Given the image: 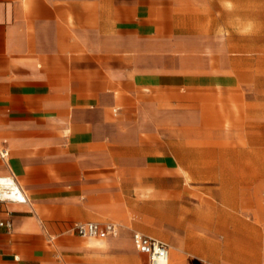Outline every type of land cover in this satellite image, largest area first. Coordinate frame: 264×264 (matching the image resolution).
<instances>
[{"label": "crops", "instance_id": "obj_1", "mask_svg": "<svg viewBox=\"0 0 264 264\" xmlns=\"http://www.w3.org/2000/svg\"><path fill=\"white\" fill-rule=\"evenodd\" d=\"M215 7L0 0V149L10 151L0 154V174L14 175L27 198L0 201V219L12 223L0 225V264H148L136 231L167 242L169 264H264L240 255L248 251L238 239L253 235L241 232H251L254 219L239 214L248 156L235 139L196 146L189 142L207 139L159 130L177 121L170 108L167 121L161 116L166 100L203 101L207 88L238 81V71L218 70L205 55ZM181 190L190 202L183 234L165 237L131 219L162 222L143 210L155 203L146 197L166 191L175 205ZM78 222L113 223L118 232L83 236Z\"/></svg>", "mask_w": 264, "mask_h": 264}, {"label": "rangeland", "instance_id": "obj_2", "mask_svg": "<svg viewBox=\"0 0 264 264\" xmlns=\"http://www.w3.org/2000/svg\"><path fill=\"white\" fill-rule=\"evenodd\" d=\"M215 1L217 28L207 32V39H214V42H209L205 55L213 60L214 68L218 70L238 71V81L231 88H207L209 97L203 101L198 97H176L175 103L169 101L167 104L166 100L161 104V116L166 117L167 121L170 118L166 114L167 108H170L177 121L173 125L160 126L159 130L161 133L207 139L189 142L196 146L231 144L219 141V135H229L235 139L232 144L239 146L242 155L248 156V159L241 158L247 164L241 168L244 172L239 173V214L254 219V231L241 232L243 235H253L238 239L239 248L248 251L240 255H254L264 261V0ZM221 59L223 62H220ZM200 103L203 111L199 109ZM190 113L193 118L184 122ZM249 169L250 173L246 172ZM176 195L172 200L175 205L169 204L166 191H161L159 195L151 193L150 197H146V200L155 203L144 205L143 210L151 217H160L162 222H154L150 217L142 219L130 216L131 219L136 218L151 231L155 228V232L163 233L165 237L169 233L183 234L190 202L185 200L182 190L177 191ZM168 219L175 223L172 222L176 229L167 228Z\"/></svg>", "mask_w": 264, "mask_h": 264}, {"label": "built area", "instance_id": "obj_3", "mask_svg": "<svg viewBox=\"0 0 264 264\" xmlns=\"http://www.w3.org/2000/svg\"><path fill=\"white\" fill-rule=\"evenodd\" d=\"M9 152V148L7 146H3L0 149V154L3 158L9 157ZM1 200H13L20 202L27 200L23 189L14 175L0 174V201ZM0 225L11 227L12 223L10 220L0 219ZM75 230L80 235L95 237L100 234H116L118 232V227L113 223L100 226L95 222H78L75 225ZM133 242L138 250L148 255V264H169L170 249L168 243L164 240L136 231L133 233ZM16 258H18V256H16Z\"/></svg>", "mask_w": 264, "mask_h": 264}, {"label": "bare ground", "instance_id": "obj_4", "mask_svg": "<svg viewBox=\"0 0 264 264\" xmlns=\"http://www.w3.org/2000/svg\"><path fill=\"white\" fill-rule=\"evenodd\" d=\"M170 262V261H169Z\"/></svg>", "mask_w": 264, "mask_h": 264}]
</instances>
